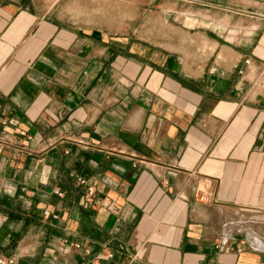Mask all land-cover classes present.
Masks as SVG:
<instances>
[{
  "label": "crops",
  "instance_id": "0c3cea01",
  "mask_svg": "<svg viewBox=\"0 0 264 264\" xmlns=\"http://www.w3.org/2000/svg\"><path fill=\"white\" fill-rule=\"evenodd\" d=\"M153 1L0 0L7 264H264V0Z\"/></svg>",
  "mask_w": 264,
  "mask_h": 264
},
{
  "label": "rangeland",
  "instance_id": "374dc122",
  "mask_svg": "<svg viewBox=\"0 0 264 264\" xmlns=\"http://www.w3.org/2000/svg\"><path fill=\"white\" fill-rule=\"evenodd\" d=\"M154 3L153 0H118V38L128 37L130 42L131 37L139 36V42L146 44L150 32L162 31V12Z\"/></svg>",
  "mask_w": 264,
  "mask_h": 264
},
{
  "label": "built area",
  "instance_id": "2783aa9c",
  "mask_svg": "<svg viewBox=\"0 0 264 264\" xmlns=\"http://www.w3.org/2000/svg\"><path fill=\"white\" fill-rule=\"evenodd\" d=\"M246 61V60H245ZM249 89L253 92L259 93L261 95L264 96V62L262 63V65L260 66V68L257 70V72L255 73V75L252 77L250 83H249ZM76 181L78 183H81L84 185L85 189H84V196L85 197H91L94 194V188L93 185L89 182L86 181L85 178H83L80 175L76 176ZM56 193H60L59 191H57L56 189H53ZM93 202H97L98 205L101 206H107V202L104 200H93ZM43 215L47 216L49 215V212L46 209L42 210ZM51 215V214H50ZM52 217H55V214L51 215ZM74 246H79V243L74 242ZM13 261V258L11 256H5L0 254V264H7V263H11ZM95 264H101L99 261H97Z\"/></svg>",
  "mask_w": 264,
  "mask_h": 264
}]
</instances>
